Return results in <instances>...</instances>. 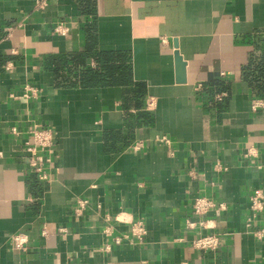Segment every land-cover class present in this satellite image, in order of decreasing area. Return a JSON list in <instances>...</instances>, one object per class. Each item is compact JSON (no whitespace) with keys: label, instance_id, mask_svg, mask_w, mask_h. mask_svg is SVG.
Returning <instances> with one entry per match:
<instances>
[{"label":"crops","instance_id":"crops-1","mask_svg":"<svg viewBox=\"0 0 264 264\" xmlns=\"http://www.w3.org/2000/svg\"><path fill=\"white\" fill-rule=\"evenodd\" d=\"M102 53L131 76L83 84ZM260 56L264 0H0V264H264ZM37 124L56 139L47 179L27 162ZM198 195L217 204L202 217ZM210 231L217 249L193 245Z\"/></svg>","mask_w":264,"mask_h":264},{"label":"built area","instance_id":"built-area-1","mask_svg":"<svg viewBox=\"0 0 264 264\" xmlns=\"http://www.w3.org/2000/svg\"><path fill=\"white\" fill-rule=\"evenodd\" d=\"M47 0H38V6H44ZM55 30L60 34H67L68 28L65 23L60 22L57 24ZM38 88L27 84L25 87V97L31 98L36 96ZM263 100L258 99L254 103V107L257 108ZM154 105L153 101H148L147 106L152 108ZM14 132H17L16 128L13 129ZM33 140L26 142V151L28 154L27 162L30 169L33 173H36L41 179H47L46 165L52 160L51 155L54 152L55 148V134L53 130L49 127H43L37 124L33 129ZM141 145H136V149H139ZM250 149L248 154L251 153ZM78 207L77 211L82 210L88 205V200L84 198H79L77 200ZM251 205L255 211H261L264 209V193L259 191L252 195ZM217 206L216 202L208 196L198 195L194 201V213L197 216H204L208 213L209 210ZM223 206V204H221ZM208 220L201 219L198 221V224L195 223L192 219L188 220L189 227H195L196 224L204 229H209L212 225L208 224ZM253 222L248 220L247 226L249 229L252 227ZM146 233L145 227L141 223H135L133 227V234L141 238ZM255 235L259 238L264 235V228L257 229L254 231ZM14 244L17 248L23 249L25 247L26 238L22 234H15L13 236ZM117 241L120 242L121 238H117ZM221 244V236L216 232H207L197 235L193 240V245L200 249L215 250Z\"/></svg>","mask_w":264,"mask_h":264},{"label":"trees","instance_id":"trees-1","mask_svg":"<svg viewBox=\"0 0 264 264\" xmlns=\"http://www.w3.org/2000/svg\"><path fill=\"white\" fill-rule=\"evenodd\" d=\"M85 8H87L88 12L91 11L93 4L92 3H87L84 5ZM89 51L84 52L80 55L74 56V60L78 62H84L86 59V56L89 55ZM97 59L101 63L102 70L100 71H95L90 68H85L82 70V83L85 85H96V84H101L105 83L104 81L108 76H113L116 78H120L121 76L123 77H130L131 76V67L129 63L127 62V57L122 56L119 57L118 60L121 61L120 64H123L121 68H116L112 67L111 65L109 66L108 58L106 57L105 53L102 54H97L96 55ZM106 70V71H105ZM112 73V74H111ZM245 77L252 82L259 90L264 92V56L260 57H255L254 61L247 65L246 71H245ZM110 84V83H106ZM104 85V84H102Z\"/></svg>","mask_w":264,"mask_h":264},{"label":"water","instance_id":"water-1","mask_svg":"<svg viewBox=\"0 0 264 264\" xmlns=\"http://www.w3.org/2000/svg\"><path fill=\"white\" fill-rule=\"evenodd\" d=\"M176 58H177V61L179 62V64L181 65L180 67H182L181 69L183 70V67H184V60L180 54V52H176Z\"/></svg>","mask_w":264,"mask_h":264}]
</instances>
